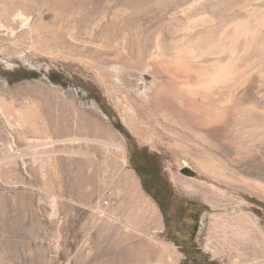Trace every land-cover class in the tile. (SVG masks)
I'll use <instances>...</instances> for the list:
<instances>
[{
	"label": "rangeland",
	"instance_id": "obj_1",
	"mask_svg": "<svg viewBox=\"0 0 264 264\" xmlns=\"http://www.w3.org/2000/svg\"><path fill=\"white\" fill-rule=\"evenodd\" d=\"M196 1L0 0V96L17 108L52 103L56 114L66 113L76 135L89 127L91 139L109 141L112 131L124 143L128 158L123 166L115 146L88 139L85 147L76 140L75 149L92 153L87 157L88 197L81 202L73 195L67 201L69 210L53 215L37 168L45 153L33 133L28 134L33 148H24L25 142L17 138L16 148H23L16 165L0 163V176L18 181L5 183L9 188L0 181V210L5 208L0 212V264H264V153L236 168L248 184L217 182L159 138L152 123L130 116L125 93L114 86L120 83L116 74L108 81L102 78L104 23H241L246 18L243 3L249 0ZM50 73L60 82L52 81ZM23 86L28 90L14 92ZM48 90H55L51 101L43 99ZM0 126L17 137L1 115ZM139 149L155 157L174 199L190 204L195 219L172 216L166 222L136 172ZM65 156L76 172L81 156ZM187 168L193 174L183 173ZM185 178L210 185L219 195L187 191L177 182ZM145 197L155 205L156 215ZM21 198L26 201L19 212ZM58 199L54 204L62 210L66 203ZM149 214L155 215L154 221L146 223Z\"/></svg>",
	"mask_w": 264,
	"mask_h": 264
},
{
	"label": "bare ground",
	"instance_id": "obj_2",
	"mask_svg": "<svg viewBox=\"0 0 264 264\" xmlns=\"http://www.w3.org/2000/svg\"><path fill=\"white\" fill-rule=\"evenodd\" d=\"M242 7L246 18L241 23H104L102 26V78L108 81L116 74L120 83L114 86L117 92L125 93L130 116L134 119L141 116L152 123L158 137L176 147L190 166L230 186L248 184L247 179L235 172L236 168L249 157L264 153V0H249ZM111 67H116V73ZM190 75L194 76L193 80ZM148 76L149 82H137ZM28 88L23 86L14 92ZM53 94L55 90H48L43 99L51 101ZM0 115L17 133V137L6 134L0 126L3 152L0 163L15 164L23 148H16L17 138L25 142L24 148H31L33 133L37 146L45 153L37 168L42 182H46L44 198L50 203L53 215L68 211L67 201L73 195L81 202L88 197L87 157L92 153L88 148L80 149L81 145L75 149L76 140L85 147L88 139L111 144L121 155V164H128L124 143L116 133L111 131L109 141L91 139L89 127L76 135L69 117L64 111L56 114L52 103L46 102L44 106L29 103L17 108L12 100L0 96ZM134 128L144 139L139 127L134 125ZM75 153L81 156L76 161V172L74 163L71 165L70 158L65 156ZM1 169L4 172L3 166ZM1 180L4 185L11 186V182L18 185L16 179H7L6 174L0 176ZM177 182L190 192L219 195L216 189L196 179ZM58 197L66 203L62 210L54 204ZM24 201L21 198L17 211L23 209ZM145 203L156 215L155 205L146 197ZM155 215H145L143 221H154Z\"/></svg>",
	"mask_w": 264,
	"mask_h": 264
},
{
	"label": "flooded vegetation",
	"instance_id": "obj_3",
	"mask_svg": "<svg viewBox=\"0 0 264 264\" xmlns=\"http://www.w3.org/2000/svg\"><path fill=\"white\" fill-rule=\"evenodd\" d=\"M135 168L145 193L156 203L166 222H170L169 218L172 216L179 219H195V213L190 215V204L187 206V203L174 199L173 190L151 153L139 149L136 152ZM193 229H196V226H193Z\"/></svg>",
	"mask_w": 264,
	"mask_h": 264
},
{
	"label": "trees",
	"instance_id": "obj_4",
	"mask_svg": "<svg viewBox=\"0 0 264 264\" xmlns=\"http://www.w3.org/2000/svg\"><path fill=\"white\" fill-rule=\"evenodd\" d=\"M28 76H32V75H28ZM49 77H50V79H51L52 81L60 82V79H58L59 76L56 75V73H50V74H49ZM116 126H118V128H121V127H119V123H116Z\"/></svg>",
	"mask_w": 264,
	"mask_h": 264
},
{
	"label": "water",
	"instance_id": "obj_5",
	"mask_svg": "<svg viewBox=\"0 0 264 264\" xmlns=\"http://www.w3.org/2000/svg\"><path fill=\"white\" fill-rule=\"evenodd\" d=\"M183 173H185V174H187V175H190V174H193V171L187 168V169H185V170L183 171Z\"/></svg>",
	"mask_w": 264,
	"mask_h": 264
}]
</instances>
